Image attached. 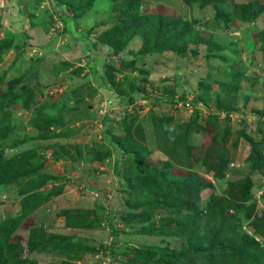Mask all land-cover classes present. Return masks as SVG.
Segmentation results:
<instances>
[{"label": "rangeland", "instance_id": "374dc122", "mask_svg": "<svg viewBox=\"0 0 264 264\" xmlns=\"http://www.w3.org/2000/svg\"><path fill=\"white\" fill-rule=\"evenodd\" d=\"M139 1V11L149 17L148 23H168L170 17L190 21L204 32L205 43H188L187 48L179 45L178 51L143 53L140 52L143 37L134 35L113 53L115 39L109 46H95L92 41L107 38V32L121 20L120 10L113 9L114 0H73L74 5L82 9L81 14L76 20L67 22L64 19L71 14L66 12V7L56 8L50 0H0V37L9 31L14 34L15 43L21 46L18 53L12 48L0 54V92L6 93L7 97L15 92L21 94L20 89L25 84L36 91L29 109L22 105L21 96L7 99L1 110L11 129L3 142L0 167L11 156L36 149L37 156H43L40 172L48 176L44 188L59 186L64 194L49 198L32 209L29 206L27 214L22 216L24 208L21 204L26 197L20 194V189L33 184L35 177L0 184V220L20 218L10 224L8 242L16 244L21 256L31 258L34 264H143L133 260L129 254L131 247L155 244L180 247L182 239L179 236L144 233L139 223L128 225L122 221L121 214H136L140 209L134 210L125 204L130 191L122 187V180L115 173L117 155L112 136L124 138L126 130L120 120L124 117L133 120L129 132L135 142L130 144L147 146L144 161L157 163L158 154L163 155V152L158 147L154 120L170 117L173 128L189 120L193 122V101L200 94L214 97L218 92L223 98L231 96L233 106L238 110L228 117L232 134L226 146L231 155L221 179L206 172L200 159L206 142L216 134L214 129L221 132L225 126L223 118L226 114L220 113V122L214 129L205 128V121L210 113L213 114V109L202 107L194 124L198 122L203 129L195 130L192 124L188 144L197 158L193 169L213 186L202 191V200L211 192L222 193L231 180L250 174L253 198L259 208H264V171H250V162L246 160L250 143L239 135V129L245 126L248 136L264 140L263 131L259 130V126L264 127V116L259 114V111L264 112V9H258L256 16L248 19L241 17L243 9L240 7L249 3L261 7L264 0H223L204 7L182 0ZM217 13L227 14V22L218 19ZM208 40L212 41L211 53L208 52V45L211 46ZM95 55L99 61L92 74L87 62ZM122 61H133L134 66L128 65L117 71ZM107 69L121 82V98L133 94L131 103L123 105L94 83L95 79L101 82ZM236 71L242 75L236 82H229L232 78L225 72L234 74ZM221 78H228L224 82H227L225 86H230L229 91L220 87L218 80ZM200 83L206 86L201 93L198 90ZM76 86L82 91L68 101L72 109L56 104ZM168 87L172 90L166 92ZM181 94L185 101L178 99ZM48 102H54L48 111L60 117L62 122L40 131L28 121L34 109ZM142 133L144 139L139 137ZM41 134L49 137L41 138ZM59 145L70 147L69 151L63 152ZM101 145L112 153L99 162L88 148L93 146L103 150ZM90 158L94 161L90 162ZM169 176L181 180L186 176V168L174 167ZM63 210H78L90 226L68 227ZM154 214L152 220L156 224L163 216L172 217L166 209L157 208ZM142 225L146 226L148 222ZM248 227L244 221L241 228L249 230ZM33 228L50 235L72 236L71 245L77 247L69 249L67 244L56 247L52 239L46 250L29 253L27 242ZM68 252L73 257H68Z\"/></svg>", "mask_w": 264, "mask_h": 264}, {"label": "trees", "instance_id": "16d2710c", "mask_svg": "<svg viewBox=\"0 0 264 264\" xmlns=\"http://www.w3.org/2000/svg\"><path fill=\"white\" fill-rule=\"evenodd\" d=\"M182 1L187 4L197 2L200 7H204L223 0ZM50 2L56 8L62 5L66 7V12L71 15L64 19L65 22L76 20L81 14L82 9L79 5H74L73 0H50ZM240 7L243 9V16L241 17L248 19L255 17L258 9H264V5L253 7L252 3L243 4ZM113 9L120 10L121 20L107 32V38L94 40L92 45L102 44L109 46L112 45L110 44L111 40L115 39L117 43L113 44L115 46L112 48V52L117 53L118 47L120 48L122 44L126 43L127 39L134 35L143 37L140 47V52L143 53L161 52L164 50L178 51L179 45L187 48L188 43H205L204 32L195 27L190 21L170 17L168 23H160V25L153 22L148 23L149 17L143 16L139 11V0H114ZM68 13L64 14L68 15ZM226 15L219 13L217 17L227 22ZM262 33L264 34V28ZM207 42L211 44L210 47L208 45V52L211 53L213 50L212 41L208 40ZM214 45L218 46L217 44ZM12 48L18 53L21 46L15 43L14 34L6 31L5 35L0 37V54ZM193 53H196V50H193ZM98 58L95 55L92 60L87 62V68L92 74L95 73V66L99 61ZM128 65L134 66V62H120L117 71ZM108 70L101 78V82H97V79H95L94 83L108 95L113 96L114 99H119L123 105L131 103L133 94L129 93L126 98H121V82L117 80L114 73ZM225 74L232 78L229 82H236L239 76L242 75L239 71L234 72V74L225 72ZM221 79L223 81L218 80L220 87L229 91L228 88L230 89V86H225L227 82H224L228 78ZM20 90L21 94L15 92L9 97H7L6 93L0 92V111L6 105L7 99L21 96H23L22 105L24 108H30L36 91L27 87L26 84ZM169 90L171 91L172 88L168 87L166 92ZM198 90L201 93L206 90V86L200 83ZM81 91V88H77V86L72 88L63 98L58 99L56 104L67 110L72 109V107L69 108L68 101L75 99ZM214 94V97H211L210 94H200L193 101V122L189 120L173 128L170 126V117L154 120L158 147L163 152V155L158 154L157 163L144 161L147 155V146L130 144V142H135V137L129 132L133 120L128 121L125 117L121 118L120 124L126 130L124 138L112 136L117 155V160L114 162L115 173L122 180V187H125L126 191H130V198L125 204L134 210L140 209L136 214L131 212L121 214L122 221L128 225L139 223L140 230L144 233L149 231V233L152 232L158 235L179 236L182 239V244L178 248L158 244L141 247L133 246L130 248L129 254H131L135 262L142 261L143 264H264V208H259L253 198L251 192L253 180L250 174L241 179L231 180L227 183V187L222 193L211 192L204 201L202 200V191L213 186L209 180H204L193 169L197 158L193 156L192 146L188 144V136L191 129H193L194 119L199 117L200 108L213 109V114L210 111V115L205 121V128L211 127L214 129L220 122V113L226 114V117L223 118L226 123H224L225 126L221 132L214 129L216 134L206 142L203 156L200 159L206 172L212 173L216 179H221L224 177L231 155L226 146L228 138L232 134V127L228 117L231 113L238 111L233 106L231 96L223 98L218 92ZM170 99H173V94H170ZM178 99L185 101L183 94ZM211 102L212 104H210ZM52 103L54 102L44 103L34 109L28 123L40 131L49 130L51 125L60 124L62 119L48 111V108L54 106ZM259 114L264 116L263 111H259ZM5 117L4 111H1L0 163L3 161V142L11 129ZM137 126V128H140L139 124ZM194 127L195 130L203 129L198 122L194 124ZM244 127L239 129V135L250 143V151L246 157V160L250 162V171H264V140H254L245 133L246 127ZM260 129L264 135V127L259 126ZM109 132H112L111 128ZM139 135H141L139 136L141 139H144L143 133ZM39 137L47 138L49 136L41 134ZM58 147L63 152H68V148H70L64 145H59ZM103 148V150H99L91 146L88 149H91V152L95 153V156L101 162L107 156H111L112 153L109 148L105 146ZM36 153V149H31L13 155L4 166L0 167V184L17 182L22 177L29 179L35 177L32 180L34 181L33 184L25 185L26 187L24 186L20 189V194L26 197H24L25 199L21 204L24 208L22 216L27 214L29 206L32 209L44 201L46 202L49 198L61 194L59 186L44 188V185L48 183V176L40 172L41 167H43V156H37ZM33 160L36 162L34 163ZM89 161H94V159L90 158ZM120 164L122 166L118 170ZM174 167L186 168V176L181 180L171 178L169 172ZM157 208L166 209V212L171 213L172 217L166 218V216H163L158 219V224H156L152 219ZM66 216L68 227L84 228L90 226L85 218L80 217L84 215L80 214L78 210L71 212L67 210ZM19 219L18 217L12 218L10 221L0 220V264L35 263L31 258L21 256L16 244L8 242L11 231L10 224L19 221ZM244 221L249 226V230L241 228ZM145 222H148V225H142ZM72 238V236L66 235L46 234L41 229L33 228L29 234L27 251L29 253L34 250L44 251L48 246V242L52 239L56 242V247H62L65 244H67L66 246L69 249L74 246L77 247L75 244L71 245ZM69 252L67 253L68 257H73Z\"/></svg>", "mask_w": 264, "mask_h": 264}, {"label": "crops", "instance_id": "0c3cea01", "mask_svg": "<svg viewBox=\"0 0 264 264\" xmlns=\"http://www.w3.org/2000/svg\"><path fill=\"white\" fill-rule=\"evenodd\" d=\"M61 196L64 195V194H60Z\"/></svg>", "mask_w": 264, "mask_h": 264}]
</instances>
